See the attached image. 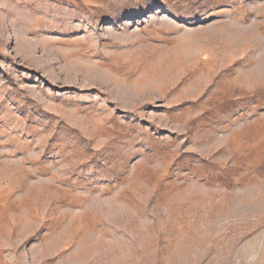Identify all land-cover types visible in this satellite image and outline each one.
Returning a JSON list of instances; mask_svg holds the SVG:
<instances>
[{
	"label": "rangeland",
	"instance_id": "obj_1",
	"mask_svg": "<svg viewBox=\"0 0 264 264\" xmlns=\"http://www.w3.org/2000/svg\"><path fill=\"white\" fill-rule=\"evenodd\" d=\"M0 264H264V0H0Z\"/></svg>",
	"mask_w": 264,
	"mask_h": 264
}]
</instances>
